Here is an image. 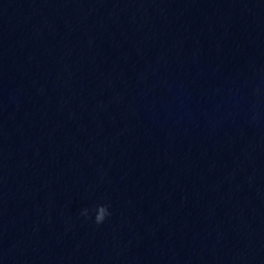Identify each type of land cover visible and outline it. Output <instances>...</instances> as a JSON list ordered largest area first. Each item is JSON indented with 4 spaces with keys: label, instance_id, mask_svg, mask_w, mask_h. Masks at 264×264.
<instances>
[{
    "label": "water",
    "instance_id": "95a60500",
    "mask_svg": "<svg viewBox=\"0 0 264 264\" xmlns=\"http://www.w3.org/2000/svg\"><path fill=\"white\" fill-rule=\"evenodd\" d=\"M0 264H264V0H0Z\"/></svg>",
    "mask_w": 264,
    "mask_h": 264
},
{
    "label": "clouds",
    "instance_id": "9594fccd",
    "mask_svg": "<svg viewBox=\"0 0 264 264\" xmlns=\"http://www.w3.org/2000/svg\"><path fill=\"white\" fill-rule=\"evenodd\" d=\"M91 212H95L94 222L97 225L102 224L106 218L111 215L110 205L107 203H101L94 205L91 209L85 207L81 210L80 215L85 219H91Z\"/></svg>",
    "mask_w": 264,
    "mask_h": 264
}]
</instances>
